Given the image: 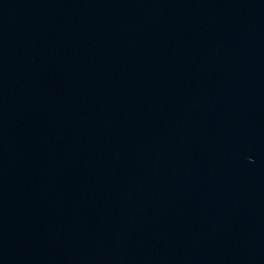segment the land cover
<instances>
[{
  "label": "water",
  "instance_id": "water-1",
  "mask_svg": "<svg viewBox=\"0 0 264 264\" xmlns=\"http://www.w3.org/2000/svg\"><path fill=\"white\" fill-rule=\"evenodd\" d=\"M0 264H264V0H0Z\"/></svg>",
  "mask_w": 264,
  "mask_h": 264
}]
</instances>
